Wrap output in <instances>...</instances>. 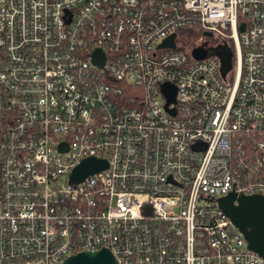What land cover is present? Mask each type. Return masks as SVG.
<instances>
[{
  "label": "built area",
  "instance_id": "obj_1",
  "mask_svg": "<svg viewBox=\"0 0 264 264\" xmlns=\"http://www.w3.org/2000/svg\"><path fill=\"white\" fill-rule=\"evenodd\" d=\"M224 44V77L190 55ZM88 157L105 168L69 182ZM229 192L264 197V0H0V264H264Z\"/></svg>",
  "mask_w": 264,
  "mask_h": 264
},
{
  "label": "water",
  "instance_id": "obj_2",
  "mask_svg": "<svg viewBox=\"0 0 264 264\" xmlns=\"http://www.w3.org/2000/svg\"><path fill=\"white\" fill-rule=\"evenodd\" d=\"M243 26H239L242 31ZM204 36L209 37V32H204ZM174 34L169 35L158 44V47H174ZM190 55L195 60L203 59L214 55L220 62V75L222 77L232 68V51L226 44L216 47L203 48L195 47L190 51ZM92 62L98 67H102L104 57L99 49H95L91 55ZM160 91L164 95L166 102L164 108L169 103H174L175 88L172 84L164 82L160 86ZM173 113V109L168 110ZM193 145V147H195ZM106 164L101 159L88 157L77 164L69 174V182L78 183L86 176L98 172L105 168ZM217 206L232 225L240 232L246 242V246L264 258V197L259 194L237 195L229 192L217 199ZM60 264H116L114 257L106 248L96 251H82L65 258Z\"/></svg>",
  "mask_w": 264,
  "mask_h": 264
},
{
  "label": "trees",
  "instance_id": "obj_3",
  "mask_svg": "<svg viewBox=\"0 0 264 264\" xmlns=\"http://www.w3.org/2000/svg\"><path fill=\"white\" fill-rule=\"evenodd\" d=\"M195 37L196 38L198 37V33L194 30L182 31L179 34V42L183 48H185V46H187V47L191 46L192 47V45L194 44L193 39H195ZM228 47H230V46H228ZM230 49H231V47H230ZM127 96H128V92H127V94H125L124 98H126Z\"/></svg>",
  "mask_w": 264,
  "mask_h": 264
},
{
  "label": "rangeland",
  "instance_id": "obj_4",
  "mask_svg": "<svg viewBox=\"0 0 264 264\" xmlns=\"http://www.w3.org/2000/svg\"><path fill=\"white\" fill-rule=\"evenodd\" d=\"M198 33V32H197ZM194 40V44L192 45V46H195V44H197V43H199V42H201V39H200V34L198 33V37L196 38L195 37V39H193ZM215 42H217L216 40H214V39H208L207 40V43L211 46L213 43H215ZM191 47V46H190ZM190 47H187V46H185V48H187V49H189ZM233 62H234V59L232 58V64H233ZM231 76V75H230Z\"/></svg>",
  "mask_w": 264,
  "mask_h": 264
},
{
  "label": "flooded vegetation",
  "instance_id": "obj_5",
  "mask_svg": "<svg viewBox=\"0 0 264 264\" xmlns=\"http://www.w3.org/2000/svg\"><path fill=\"white\" fill-rule=\"evenodd\" d=\"M205 42H207V40Z\"/></svg>",
  "mask_w": 264,
  "mask_h": 264
}]
</instances>
